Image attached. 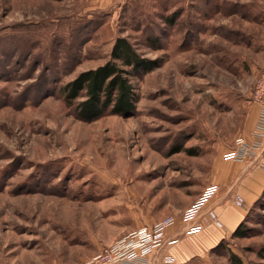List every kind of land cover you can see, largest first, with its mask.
Instances as JSON below:
<instances>
[{
	"label": "rangeland",
	"instance_id": "1",
	"mask_svg": "<svg viewBox=\"0 0 264 264\" xmlns=\"http://www.w3.org/2000/svg\"><path fill=\"white\" fill-rule=\"evenodd\" d=\"M118 37L159 66L132 80L130 115L80 121L60 89ZM262 71L264 0H0V264H83L179 223ZM239 224L183 264H264V195Z\"/></svg>",
	"mask_w": 264,
	"mask_h": 264
},
{
	"label": "crops",
	"instance_id": "2",
	"mask_svg": "<svg viewBox=\"0 0 264 264\" xmlns=\"http://www.w3.org/2000/svg\"><path fill=\"white\" fill-rule=\"evenodd\" d=\"M258 111V105L249 102L246 122L238 136L249 139L255 128ZM233 147L221 151V162L216 170L217 177L204 185L216 184L218 192L200 212L197 222L202 225L201 230L195 234H186L185 225L179 220V223H173L165 231L166 237L177 239V242L168 249L175 264H183L191 258L204 256L209 250L214 249L224 238L230 236L250 207L264 195V169L247 168L244 163L227 159ZM201 186L192 196V202L204 188L201 189ZM235 196L242 199L241 205L234 203ZM192 202L189 201L178 210L182 211ZM208 211H213L217 215L220 226L209 220Z\"/></svg>",
	"mask_w": 264,
	"mask_h": 264
},
{
	"label": "built area",
	"instance_id": "3",
	"mask_svg": "<svg viewBox=\"0 0 264 264\" xmlns=\"http://www.w3.org/2000/svg\"><path fill=\"white\" fill-rule=\"evenodd\" d=\"M252 100L259 107L255 128L249 139L241 136L235 139L233 150L227 155V159L244 163L247 168L264 169V71L255 81ZM217 192L216 184L205 186L194 201L182 210L180 221L185 225L186 234H195L201 230L202 225L197 219ZM233 201L236 205L242 204L239 196H235ZM208 218L212 223L221 225L213 211H208ZM173 223L174 220L167 217L148 227L131 231L83 264H175L168 249L177 239L165 235L166 229Z\"/></svg>",
	"mask_w": 264,
	"mask_h": 264
},
{
	"label": "trees",
	"instance_id": "4",
	"mask_svg": "<svg viewBox=\"0 0 264 264\" xmlns=\"http://www.w3.org/2000/svg\"><path fill=\"white\" fill-rule=\"evenodd\" d=\"M158 66V60L143 57L127 38L118 37L104 64L81 71L61 87L63 101L83 122L105 115L128 116L134 112L137 101L132 80ZM243 231L239 224L231 236Z\"/></svg>",
	"mask_w": 264,
	"mask_h": 264
}]
</instances>
